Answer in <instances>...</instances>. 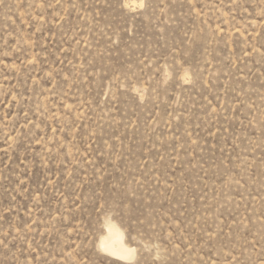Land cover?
Here are the masks:
<instances>
[{
	"label": "rangeland",
	"instance_id": "obj_1",
	"mask_svg": "<svg viewBox=\"0 0 264 264\" xmlns=\"http://www.w3.org/2000/svg\"><path fill=\"white\" fill-rule=\"evenodd\" d=\"M0 264H264V0H0Z\"/></svg>",
	"mask_w": 264,
	"mask_h": 264
},
{
	"label": "bare ground",
	"instance_id": "obj_2",
	"mask_svg": "<svg viewBox=\"0 0 264 264\" xmlns=\"http://www.w3.org/2000/svg\"><path fill=\"white\" fill-rule=\"evenodd\" d=\"M106 231L100 237L98 246L102 251L118 260H131L134 258L135 247L124 240V232L114 222L108 220L105 224Z\"/></svg>",
	"mask_w": 264,
	"mask_h": 264
}]
</instances>
